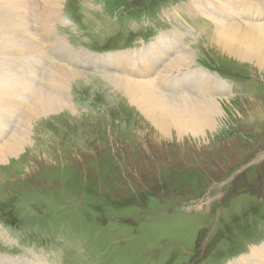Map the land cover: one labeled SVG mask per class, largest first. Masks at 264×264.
I'll return each instance as SVG.
<instances>
[{"label":"rangeland","instance_id":"rangeland-1","mask_svg":"<svg viewBox=\"0 0 264 264\" xmlns=\"http://www.w3.org/2000/svg\"><path fill=\"white\" fill-rule=\"evenodd\" d=\"M63 1L52 27L71 46L93 52L134 49L142 35L182 29L178 11L193 26L183 31H205L195 38L190 65L232 76L235 93L219 97L231 101L215 119L161 132L105 77L95 79V68H76L86 77L74 75L66 86L77 111L32 115L26 141L0 162V222L16 226L13 237L28 234L55 264H232L262 247L264 72L210 47L206 35L217 27L208 15L187 13L192 0ZM135 10L149 13L137 22ZM35 11L24 12L48 49ZM29 57L18 61L28 65ZM19 104L0 112L20 117L26 109Z\"/></svg>","mask_w":264,"mask_h":264},{"label":"bare ground","instance_id":"bare-ground-1","mask_svg":"<svg viewBox=\"0 0 264 264\" xmlns=\"http://www.w3.org/2000/svg\"><path fill=\"white\" fill-rule=\"evenodd\" d=\"M25 4L27 8H24ZM59 5L60 0H0V106L12 101L15 104L20 103L19 110L26 109V112L20 117L15 116L11 110V116L2 119L0 130L5 131V136L13 131L10 140L0 144V162L8 161L9 156L15 155L19 151V146H22V143L26 141L27 130L33 121L32 115L39 116L41 111L45 113V116L52 112L77 111L75 108L77 106L71 102V97L68 96V87L66 86V83L70 82L74 75L86 77V74L77 73L76 68L83 64H91V60H94L109 61L116 63V68L119 70L125 71L126 69L124 65L120 66V63L126 60L123 54H88L85 51L77 50L60 38L52 27L59 11ZM31 6L37 10L34 21L38 23L36 28L40 36L44 37L48 49L33 32L32 18L26 16L24 12L31 9ZM263 6L264 0H192L186 9L187 12H201L205 16L208 15L214 21L217 31L206 35L210 47L220 50L222 54L223 50H226L225 53L232 56L231 58L249 62L263 73ZM252 13H256L260 19L254 22ZM8 16L10 17L8 18ZM177 16H180L178 11ZM179 33L181 31L177 30L167 37L162 33L157 42L150 46L151 53H156L161 47H168V54H171L173 47H176L179 42ZM195 40L190 48L184 50L167 64L162 73L163 78L176 71L197 66L195 63L190 65L196 60L193 47ZM23 54L33 57V62L40 66L35 74H32L34 65H26L23 63L25 60L18 61L19 56H23ZM44 60H47V64L51 61L52 66L49 73L40 79L41 84L45 85L39 87L37 86V74L39 76L42 71L45 65ZM105 65L109 70L107 73H110L111 65L108 63ZM104 77L119 92V96L128 98L129 102L146 118L148 117L150 122L161 132H165L172 126L183 127L190 119L205 116L215 119L221 113L219 105L225 101H231V98L219 97L213 100L215 99V95H213L212 98L206 99L188 97L183 98L184 102L175 103L177 100L169 102L174 99L164 95L152 83L135 82L112 73ZM87 80L89 79L87 78ZM214 87L215 92L225 90L221 82H215ZM162 105L164 106L162 107ZM4 115L5 113L2 112L0 117L2 118ZM34 117L36 118V116ZM15 120H19L18 126L15 124ZM1 137H3L2 133ZM263 246L253 247L251 256L241 257L232 264H252V259L257 253L264 254ZM259 260L261 264H264V257ZM39 262L41 264V261Z\"/></svg>","mask_w":264,"mask_h":264}]
</instances>
